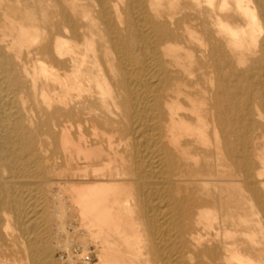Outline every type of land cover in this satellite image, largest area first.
Returning a JSON list of instances; mask_svg holds the SVG:
<instances>
[{"label": "bare ground", "instance_id": "bare-ground-1", "mask_svg": "<svg viewBox=\"0 0 264 264\" xmlns=\"http://www.w3.org/2000/svg\"><path fill=\"white\" fill-rule=\"evenodd\" d=\"M72 214L99 264H264V0H0V264Z\"/></svg>", "mask_w": 264, "mask_h": 264}, {"label": "rangeland", "instance_id": "rangeland-1", "mask_svg": "<svg viewBox=\"0 0 264 264\" xmlns=\"http://www.w3.org/2000/svg\"><path fill=\"white\" fill-rule=\"evenodd\" d=\"M65 224L67 225L66 229L59 234L56 240L61 244L67 245L70 252L55 248L53 251L55 264H99L98 250L85 232L79 229L77 216L74 214L70 215L65 220ZM88 255L91 260L85 261V257Z\"/></svg>", "mask_w": 264, "mask_h": 264}]
</instances>
